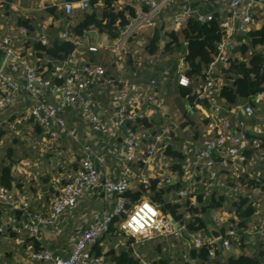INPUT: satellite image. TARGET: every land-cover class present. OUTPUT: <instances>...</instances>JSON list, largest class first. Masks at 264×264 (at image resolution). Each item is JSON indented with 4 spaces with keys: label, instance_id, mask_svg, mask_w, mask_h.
<instances>
[{
    "label": "built area",
    "instance_id": "obj_1",
    "mask_svg": "<svg viewBox=\"0 0 264 264\" xmlns=\"http://www.w3.org/2000/svg\"><path fill=\"white\" fill-rule=\"evenodd\" d=\"M126 5L134 8L135 16L120 28L117 38L105 33L93 44L77 36L68 22L60 38L76 45V49L55 65L52 77L45 76L23 57L10 35H0V49L8 54L0 70V112L14 107L19 95L25 93L33 100L28 114L49 143L64 137L77 139V131L68 127L66 112L69 109H79L81 121L95 134L115 139L122 129L124 136L123 145L114 149L121 167L118 178L102 180L97 164L106 163L108 152L99 153L84 146L78 168L54 194L46 213L31 212L28 194L16 186L10 189L0 186V205L7 208L0 217V234L9 229L13 232L24 229L38 236L40 224L56 226L77 208L83 196L100 192V188L108 198L116 199L112 211L91 219L76 235L69 257L55 255L49 250L31 249L23 264H109L104 257L96 256L92 248L109 232L116 217L122 218L118 230L133 239L130 247L140 260L139 245L158 239L184 242L181 258L185 264H203L191 256L192 250L207 248L209 261L205 264H217L220 255L226 257L239 249L241 240L257 235L264 240V212L261 218H255L264 204V197L251 202L255 212L244 228L231 209L233 203L247 197V181L261 176L252 173L253 167L264 166V92L231 107L219 97L226 85L223 65L230 57L239 56V48L248 42L251 31L264 27V0H117L115 4L118 11ZM60 7L71 18L77 11L89 10L90 0L63 1ZM215 19L224 34L217 46V56L194 88L199 103L196 113L187 105L186 113L192 115L194 121L186 124L188 119L185 116L175 119L155 90L156 80L139 84L127 78V55L135 61L128 48L140 36L152 39L159 31V49L153 54L146 50L145 60L149 64L163 62L167 54L164 45L170 41L169 32H180L191 21L207 24ZM47 28L49 26L41 24L35 34V39L44 45L50 41ZM20 34L24 40L30 38L25 26L20 27ZM181 46L184 52L181 51L177 63L178 84L189 87L194 81L187 74L190 67L186 60L188 42L183 41ZM144 47L146 49V42ZM257 48L264 52V45ZM102 50L109 51L118 69L119 76L115 79L104 65L87 56ZM78 55L83 58L81 62L77 61ZM21 69L24 74L18 80L16 74ZM94 90L98 92L95 97ZM52 97L54 102L50 101ZM103 97L108 98L110 106L102 107L99 98ZM110 109H114V113L111 114ZM157 115L164 122L160 127H134L138 119L152 120ZM174 138H180L176 147L184 155L182 175L170 170L171 162L165 155V147L174 144ZM152 179L158 180L159 188L181 185L170 194L175 204H183L191 198L194 206L196 194L202 195L203 203L210 202L214 194L224 196L225 205L210 213L213 226L221 235L215 238L205 230L190 231L187 225L191 219L189 210L184 211V220L178 221L164 214L147 197L127 209L130 201L125 193L140 185H149ZM17 212H21L20 218ZM261 260L264 264V256Z\"/></svg>",
    "mask_w": 264,
    "mask_h": 264
},
{
    "label": "crops",
    "instance_id": "obj_2",
    "mask_svg": "<svg viewBox=\"0 0 264 264\" xmlns=\"http://www.w3.org/2000/svg\"><path fill=\"white\" fill-rule=\"evenodd\" d=\"M63 1L22 0L18 2L16 0H0V35H10L23 57L27 58L32 65H37L47 77L54 76V67L61 62L38 57L33 50L35 34L30 33V38L24 40L20 34V27L22 26L19 25L18 21L21 18L32 20L33 24L38 26V30L41 24L47 23L49 25V39L52 40L54 37H59L64 32L66 24L63 23L61 18H55L47 13L44 14V11L48 6L61 8ZM82 14L83 11H77L74 17L78 18L79 21L82 18ZM40 16H44L43 20H40ZM88 32L100 35V37L105 34L95 29ZM145 37V35L140 36L129 45L128 50L134 56L135 61L133 66L126 68L127 78L139 84H147L151 80H156L155 90L170 107L175 119H181L184 116L188 119L191 115L186 113V100L179 94L177 76V63L180 55L184 52V47L181 46L178 50L176 49L177 51L173 55H166L163 62L149 64L145 60L147 51L144 47V42L148 40V37L144 40ZM96 40H98V37ZM91 43L94 44L95 42ZM88 54L87 56L94 59H97V57L101 58L100 60L93 59V61H99L104 65L112 78L119 76L117 67L113 64V61L111 62L109 51L102 50L98 54ZM107 55L109 59L106 58ZM82 59L78 55L77 61L81 62ZM23 74L24 71L21 69L20 73L16 74V78L20 80ZM96 93L98 92L95 90L92 92L93 97L96 96ZM50 101L54 102L55 98H50ZM99 102L104 106L109 105L106 97L99 98ZM31 104H33V100L25 93H22L19 95L14 107L0 112V186H2V167L12 164L14 185L28 194L32 212L40 211L46 213L54 194L63 187L60 183L61 179H63L61 177L69 171L65 170L66 165H73L71 173L67 176L70 178L78 168V162L82 157L84 146H89L92 151L99 153L108 152L106 163L104 165L97 164L102 180L119 177L121 167L118 165L119 158L117 153H114V149L123 145L124 136L122 129L118 130L115 139L106 134H95L81 121L79 109H69L66 112L68 127L77 131V139L64 137L62 140L49 143L44 137L42 130L38 129L36 123L28 114V108ZM110 110L111 114L114 113V109ZM153 119L160 120H156L159 124L158 127L164 123L158 115ZM172 119L174 118L172 117ZM190 119L194 121L193 116ZM253 172L256 176L258 174L261 176L247 181L248 185L245 189V194L250 202H256L261 197H264V166L253 167ZM43 176L45 177L44 179ZM37 177L40 178V181L37 180ZM52 187L55 191L51 190ZM106 195L101 188L100 192L97 190L86 194L79 200L77 208L61 219V222L56 226L40 224L38 236H32L24 229L20 232H13L10 229L6 230L4 234H0V264H23L26 262L30 250H37V248L39 250H49L55 255L64 258L69 257L74 247L76 235L87 227V223L98 215L112 211L114 208L116 199L114 197L108 198ZM5 211H7V208L0 205V217L5 214ZM258 211L255 215L256 219L261 218V215H263L264 204H261ZM17 217L20 218L18 215ZM208 222L213 224L212 220L209 221V218ZM242 243L243 246H241ZM241 244L238 247L239 249H235L231 254L232 256H238L245 250L252 255H257L264 246V240L257 235L243 239ZM143 251L145 250L137 249L141 260L147 264L144 260L146 257ZM182 251L180 250V253ZM231 255L229 254L226 257L220 255L217 264H227V259ZM170 257H168L170 261L168 264H173L174 262L171 261Z\"/></svg>",
    "mask_w": 264,
    "mask_h": 264
},
{
    "label": "trees",
    "instance_id": "obj_3",
    "mask_svg": "<svg viewBox=\"0 0 264 264\" xmlns=\"http://www.w3.org/2000/svg\"><path fill=\"white\" fill-rule=\"evenodd\" d=\"M64 1L72 2L79 0ZM116 3L117 0H90V9L84 12L85 14L80 22L73 27L75 34L82 37L86 32L95 29L100 33L109 34L112 38H117L120 28L125 27L129 23V18L135 16V10L132 6L126 5L121 11H118L115 6ZM46 13L55 18H61V15L65 12L58 6H48L44 11V14ZM43 17L44 16H40V20H43ZM18 22L19 25L27 27L29 33L36 34L38 26L33 24L32 20L21 18ZM223 34L224 31L220 27L218 19L207 24L191 21L187 27L180 32L172 31L168 33L170 41L165 45L166 51L171 52L175 48H180L183 41L188 42L186 60L190 67L187 74L192 78L194 83L189 87L179 86V94L186 100V104L191 107L192 112L196 113V107L199 103L194 88L200 80L204 78L205 70L217 56V46ZM247 37L249 38L248 42L239 48V56L230 57L228 61L225 62V65H223V70L226 73V85L222 87L219 97L225 101L227 107L248 101L253 95L264 92V52L257 48L258 46L264 45V27L260 30L251 31ZM160 41V32L156 31L154 37L148 43L146 50L152 54L156 53L159 49ZM75 49L76 45L69 41L62 40L60 36L54 37L49 41L48 45H44L36 39L33 42V50L38 57L48 58L57 62L67 59ZM88 57L91 60L94 59L93 57ZM133 64L134 60L130 56L127 65L131 67ZM35 66L38 68L37 65ZM203 105L207 104L204 103ZM191 116H189L186 124H193V119H190ZM159 118L161 117L159 116ZM156 120L157 119L149 120L147 118L138 119L134 127L158 128L159 124ZM38 129L40 128L38 127ZM173 140L174 144H169L165 147V155L171 162L170 170L182 175V161L184 155L182 151L176 147L180 138H174ZM1 184L9 189L15 186L12 177V164L2 167ZM179 188H181L179 183L159 188L158 180L152 179L149 185H140L137 189H132L125 193V197L131 204H127L126 208H130L132 204L147 197L152 203L159 206L164 214L171 215L178 221L184 220V211L189 210L191 213V219L187 223L189 230H205L209 232L207 228V216L208 214L210 215L212 210L223 207L226 198L222 195L214 194L210 202L203 203L202 195L196 194L194 195L196 199V204L194 206H192L191 198L187 199L183 204H175L170 199V194ZM51 190L55 191L53 187ZM231 209L240 218V226L243 228L255 212L248 197H241L239 201L233 203ZM16 214L21 216V212H17ZM121 219L120 217L114 219L109 232L98 240L93 246L92 251L96 256L104 257L105 261L109 264H142L141 260L134 255L133 249L130 247L133 239L125 237L118 230V223ZM119 236H124L126 240H118L117 238ZM111 240H116V245H111L110 249L105 251L103 248L104 242ZM123 242L125 243L124 245L122 244ZM241 246H243V243ZM37 250L39 249L37 248ZM158 250L160 251L161 248L158 247ZM191 256L199 259L203 264L209 261L207 248H202L199 251L192 250ZM263 256L264 246L257 255H252L245 250L238 256H230L227 259V264H262L261 258ZM164 262L168 264L167 261L163 260L160 261V264H164Z\"/></svg>",
    "mask_w": 264,
    "mask_h": 264
},
{
    "label": "rangeland",
    "instance_id": "obj_4",
    "mask_svg": "<svg viewBox=\"0 0 264 264\" xmlns=\"http://www.w3.org/2000/svg\"><path fill=\"white\" fill-rule=\"evenodd\" d=\"M84 14L85 13L83 11L82 17L84 16ZM61 19L63 20L64 24H66L68 22H71V27L73 28L75 25H77L80 22V20L82 18H80V20L78 21V18H76V17L69 18L65 13H63L61 15ZM44 24H46V26H49V25H47V23H44ZM97 37H98V40H99L100 35H96L95 33H90V32H86L85 35H84V38L88 39L91 42H95V43L98 41V40H96ZM147 37L148 36H146L144 38V40ZM147 39L148 40H146V43L148 45V43L150 42L151 38L148 37ZM176 49L178 50V48H175L171 52L170 51H166V53H167L166 55H173V53H175L177 51ZM127 56H128V58L130 57V55H127ZM106 58L109 59L108 55L106 56ZM97 59L100 60L101 58L97 57ZM97 59H94V60H97ZM112 61L113 60H111V62ZM107 106H109V105H105V106L102 105V107H107ZM64 166H65V164H64ZM72 166H73L72 164H67L66 165L65 170H69V171L67 173H64V176L61 177V178H63V179H61V182H60L61 185H64L65 184L64 182H66L67 179L69 178L67 176H68V174L71 173L70 171H71ZM44 178L45 177L43 176V179ZM37 180L40 181V178L37 177ZM207 217L209 218V221H211L209 214H208ZM117 239L118 240H123V241L126 240V238L124 236H119ZM115 243H117L116 240L115 241H113V240L105 241L104 245H103L104 250L108 251L110 249L111 245H113ZM184 245L185 244L182 241H174V240H170V239H166V240L162 241V240L158 239V240H154V241H151V242L144 243L143 245H139V248L141 250L142 249L145 250V251H143L144 253L143 252L142 253L145 254L146 258L144 260H145V262L147 264H160V261H162V260H166L167 262H170L169 259H168V257H170V256H172V257H170V259H171V261L174 262L173 264H183L180 250L184 249ZM158 247L161 248L160 251L158 250ZM178 249H179V251H178Z\"/></svg>",
    "mask_w": 264,
    "mask_h": 264
},
{
    "label": "water",
    "instance_id": "obj_5",
    "mask_svg": "<svg viewBox=\"0 0 264 264\" xmlns=\"http://www.w3.org/2000/svg\"><path fill=\"white\" fill-rule=\"evenodd\" d=\"M7 56H8L7 52L0 49V70L4 67ZM207 228L209 233L213 235L215 238L221 235L220 232L210 222H208Z\"/></svg>",
    "mask_w": 264,
    "mask_h": 264
}]
</instances>
